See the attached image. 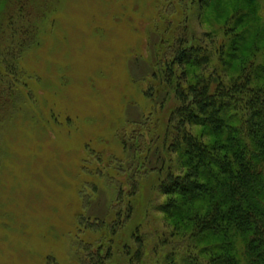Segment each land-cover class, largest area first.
I'll return each mask as SVG.
<instances>
[{
    "label": "rangeland",
    "instance_id": "rangeland-1",
    "mask_svg": "<svg viewBox=\"0 0 264 264\" xmlns=\"http://www.w3.org/2000/svg\"><path fill=\"white\" fill-rule=\"evenodd\" d=\"M189 1L16 0L0 10V264H95L92 250L102 259L111 255L104 264H113L116 243L129 264L137 226L146 240L143 264L159 257L163 264L152 233L173 242L188 236L160 208L167 198L159 182L181 171L178 156L163 145L175 132L170 118L179 103L153 74L181 25L213 55L209 73L217 69L225 80L239 74L236 60L216 53L229 51L231 32L240 35L251 24L244 18L232 30L224 20L214 27L189 22ZM256 3L264 25V0ZM22 25L28 40L14 74L3 54L23 44ZM132 181L139 192L130 201ZM134 200L125 222V206ZM114 219L121 231L104 249L98 245L106 225L95 220Z\"/></svg>",
    "mask_w": 264,
    "mask_h": 264
},
{
    "label": "trees",
    "instance_id": "trees-1",
    "mask_svg": "<svg viewBox=\"0 0 264 264\" xmlns=\"http://www.w3.org/2000/svg\"><path fill=\"white\" fill-rule=\"evenodd\" d=\"M13 1L0 0V10H7ZM188 10L189 22L214 27L224 20L223 26L232 29L248 18L251 24L240 35L232 29V48L216 53L222 61L228 58L240 65V73L226 80L217 69L208 72L213 55L203 47L202 39L186 34L182 25L170 33L171 53L162 57L163 66L157 64L153 77L171 88L179 103L170 118L175 132L163 145L178 156L181 166V171H169L159 182V190L167 198L160 208L174 220L173 229L188 236L173 242L164 234L152 233L155 255L163 256V264H264V60L259 57L264 51V25L256 0H190ZM14 17L15 13L10 15L6 28L11 38L17 34L10 27ZM21 27L23 44L6 49L5 65L1 63L14 74L28 40L29 28ZM197 127L202 128L198 135L192 132ZM206 137L213 139L208 142ZM130 189L132 201L139 192L136 181ZM134 202L125 206V222L133 216ZM95 223L106 225L105 238L98 246L108 249L105 246L113 245L121 225L115 219L110 224ZM138 230L139 226L131 231L138 248L129 255V264H143L147 258L146 240L143 245ZM107 235L111 237L108 241ZM117 246L112 262L122 264L125 253ZM89 254L90 260L97 258L95 264L108 263L111 257L102 259L93 250ZM160 260L155 259L154 264Z\"/></svg>",
    "mask_w": 264,
    "mask_h": 264
}]
</instances>
